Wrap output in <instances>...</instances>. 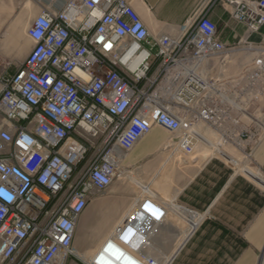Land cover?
Returning a JSON list of instances; mask_svg holds the SVG:
<instances>
[{
  "label": "built area",
  "instance_id": "2783aa9c",
  "mask_svg": "<svg viewBox=\"0 0 264 264\" xmlns=\"http://www.w3.org/2000/svg\"><path fill=\"white\" fill-rule=\"evenodd\" d=\"M216 3L245 38L264 26V0H202L176 37H151L125 0H67L30 22L32 49L0 75V264H67L82 214L153 128L184 156L206 132L254 141L264 46L219 41ZM165 214L142 197L85 264H161L151 237Z\"/></svg>",
  "mask_w": 264,
  "mask_h": 264
},
{
  "label": "crops",
  "instance_id": "0c3cea01",
  "mask_svg": "<svg viewBox=\"0 0 264 264\" xmlns=\"http://www.w3.org/2000/svg\"><path fill=\"white\" fill-rule=\"evenodd\" d=\"M0 1L10 4L12 0ZM66 1L21 0L18 3L24 7L30 5L34 19L42 10L58 11ZM125 1L139 15L151 37H176L186 30L189 17L202 0ZM208 16L216 25L218 40L226 46H235L244 39L264 46V26L245 38L244 26L233 22L218 3ZM9 19L6 13L0 14V21ZM12 42L10 28L4 34V45ZM11 57L9 45L7 51L0 53V67L6 69ZM259 118L262 122L259 127L250 125L247 128L249 134L254 135V141L234 139L223 144L231 146L227 154L240 162L249 155L247 169L251 173L238 169L232 160L218 152L205 159L199 158L200 144L191 156L165 150L163 146L168 135L159 128H153L126 154L122 168L129 170L132 176L125 177V173H121L119 182H130L141 189L132 196V206L136 202L140 204L141 197L146 194L159 201L166 212L151 237L159 263L264 264V113ZM249 122L254 120L249 119ZM162 165L167 171L162 178L165 184L160 186L158 173ZM154 184L163 189H157ZM161 191L165 197L161 196ZM129 211L132 209L127 213ZM198 219V227L188 235ZM84 259L89 260L86 256Z\"/></svg>",
  "mask_w": 264,
  "mask_h": 264
},
{
  "label": "rangeland",
  "instance_id": "374dc122",
  "mask_svg": "<svg viewBox=\"0 0 264 264\" xmlns=\"http://www.w3.org/2000/svg\"><path fill=\"white\" fill-rule=\"evenodd\" d=\"M20 1L21 0H12L10 4H5L0 1V14L6 13V18H10L7 21H0V53L7 51L9 45L12 47L11 64L6 67V69L0 67V73L15 72L24 62L26 56L32 49V43L25 37V31L30 22L33 20V16L31 14L32 7L30 5L24 7L21 3H18ZM10 28L13 42L4 45V34L8 33ZM16 66L19 67L17 68ZM262 114L263 113L258 112L259 116ZM256 118V121L260 126L262 122L258 120V117ZM206 137L211 139V146H213L212 143L214 144L217 141L213 138L214 136L212 134H209ZM229 147L231 146L223 145L222 149L225 150V153H229ZM211 154V151L201 148V150H199V154L197 155L199 158L205 159ZM238 155L239 158H242V155L239 152ZM166 171L167 170L164 165H162L159 169L158 174L161 176V180H159L160 186L165 184V180L162 178ZM128 172L129 170L121 168L117 179L118 181H116L104 194L92 201L82 214L76 228L73 243V256L69 257L67 264L71 261H76L77 259V264H85L88 262L100 249V247L107 243L106 241L115 229L119 227L129 216L130 211L127 213V210L133 208V201L131 198L138 192V190L141 189H138L134 185L130 184V182L125 184H121L119 182L121 179V173H125V177H128L126 175H131V173ZM145 177V181L148 180L147 176ZM141 183L143 184L145 182ZM155 186L157 189L161 188L157 184ZM161 192L163 193V195L161 193V196L165 197L164 192ZM158 193L160 194V191ZM143 197L148 196L143 194ZM84 256H86L89 260H85Z\"/></svg>",
  "mask_w": 264,
  "mask_h": 264
},
{
  "label": "bare ground",
  "instance_id": "6f19581e",
  "mask_svg": "<svg viewBox=\"0 0 264 264\" xmlns=\"http://www.w3.org/2000/svg\"><path fill=\"white\" fill-rule=\"evenodd\" d=\"M209 132H206L205 135L208 136ZM211 134V133H210ZM223 144L220 143L218 140L214 143L213 146H211V144L208 142H200L199 148H205L207 149V151H211L213 152H218L223 154L224 156L228 157V159L232 160V162H234L237 166L238 169L244 170V171H248L251 173V171H249L247 169V162L249 161L248 157L245 158L244 162H240L239 160L235 159L234 157L228 155L227 153H225V151L222 149ZM209 147V148H208ZM211 147V148H210ZM237 150V149H236ZM253 174V173H252ZM78 256V255H77Z\"/></svg>",
  "mask_w": 264,
  "mask_h": 264
},
{
  "label": "snow or ice",
  "instance_id": "6c2138e0",
  "mask_svg": "<svg viewBox=\"0 0 264 264\" xmlns=\"http://www.w3.org/2000/svg\"><path fill=\"white\" fill-rule=\"evenodd\" d=\"M109 47H110V45H109Z\"/></svg>",
  "mask_w": 264,
  "mask_h": 264
}]
</instances>
